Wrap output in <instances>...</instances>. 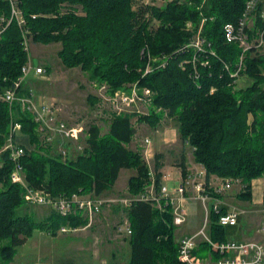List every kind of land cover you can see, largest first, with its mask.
<instances>
[{
	"label": "trees",
	"instance_id": "16d2710c",
	"mask_svg": "<svg viewBox=\"0 0 264 264\" xmlns=\"http://www.w3.org/2000/svg\"><path fill=\"white\" fill-rule=\"evenodd\" d=\"M246 1L173 0L161 8L133 9V0H18L31 43L60 44L57 55L63 67L89 74L109 93L134 84L151 93L147 115L109 110L105 133L91 124L80 152L66 140H47L33 115L18 103L10 107L0 101V146L9 136L13 121L21 124L16 139L24 137L29 144L21 143L27 185L53 196H104L114 188L120 171L128 169L134 175L127 181V196H149L151 186L158 196L162 156L154 155L151 172L140 149L129 148L135 135L132 118L137 117L151 129L164 119H172L180 141L191 148L193 161L203 167L206 183L212 176L239 181L235 197L251 200V182L264 177V54L255 50L245 53L242 75L250 83L235 89L236 79L231 74L241 48L226 42L223 34V26L239 19ZM9 18V4L0 0V92L13 86L28 61L22 33L15 21L7 24ZM203 18L202 36L216 56H199L186 47L194 35L186 30V22H192L196 31ZM205 60L207 66L202 65ZM147 66L151 70L144 75ZM25 82L20 89L22 96L31 89ZM88 101L95 105L99 98L89 95ZM60 147H71L65 160ZM176 166L185 179L188 167L183 152ZM12 167L8 153H2L0 264H10L17 248L36 229L55 235L63 225H83L51 210L37 220L24 201L20 185L10 180ZM208 192L213 198H222L211 188ZM122 211L131 231L127 264H183L178 260L172 207L166 200H160V208L153 201L134 200ZM227 211L222 205L219 213H210L209 237L214 242L227 241L228 227L217 224L218 216ZM202 245L207 244L199 248Z\"/></svg>",
	"mask_w": 264,
	"mask_h": 264
},
{
	"label": "built area",
	"instance_id": "2783aa9c",
	"mask_svg": "<svg viewBox=\"0 0 264 264\" xmlns=\"http://www.w3.org/2000/svg\"><path fill=\"white\" fill-rule=\"evenodd\" d=\"M9 4L10 18L7 21L9 24L12 20L16 22L19 27L25 50H28L31 40L28 38L26 30V22L22 12L18 6V0H5ZM143 1V0H142ZM168 3L173 0H144L145 5L154 6V2ZM138 3V2H137ZM151 3V4H148ZM158 7V6H157ZM3 20V19H2ZM199 28L194 32L189 44L186 47L193 48L199 56H216L201 33V28L205 18L202 19ZM187 31L191 30V24L188 23ZM255 33L256 38H252L251 34ZM223 34L226 42L235 43L241 48V55L235 71L231 74L236 82L244 75L242 72L245 70L243 60L245 53L249 50H257L264 46V0H247L244 4V9L235 23H227L223 27ZM196 55L194 56V60ZM207 61H203L202 65L207 66ZM183 65V64H181ZM228 69L227 66H225ZM151 70L150 66L146 67L144 75ZM34 72L36 76H43L45 70L40 66H33L30 60L22 67V75L14 82L11 88L0 92V101L6 102L10 107L15 103L21 105L22 110H26L34 117L35 122L39 124L41 132L47 131V140H51L54 136H60L62 140H66L72 146H75L76 151L80 152L84 146L86 132L83 127L68 128L63 119L58 117L60 108L55 103L41 101L37 102L36 96L32 89L28 93L20 94L22 84L27 79L28 75ZM213 91V89H212ZM99 100L102 105L107 104L110 110L124 114L135 113L138 115H145L148 113L149 98L151 93L144 87H138L136 84L127 86L123 90H116L109 93L104 84L98 86ZM142 106L144 111H141L138 106ZM139 108V110H138ZM58 114V115H57ZM21 129V124L18 122H11L9 136L6 140L4 152L8 153L9 160L12 162V171L10 173V180L12 183L20 185L23 190L24 199L28 205L47 207L52 212L61 217H68L70 220L82 221L83 225H63L57 231L61 234L76 233L91 228L105 205L110 203H118L119 206L128 208L134 200L153 201L158 208H160V200H166L172 207L173 224L177 227L182 226L186 221V204L188 201H198L204 211V223L193 234L184 236L179 239L178 246V260L183 264H262L264 262V245L260 242H214L209 237L210 227V213L211 211L219 213L222 201L218 198H213L208 192L211 188L213 193L224 195L227 191L233 188L234 183L240 190L239 181L232 182L228 179L218 180L219 185L212 187V180L206 183L205 171L201 165L199 168L192 165L188 167V175L185 179H181L179 184L171 190L167 185H162L159 195H154L153 186L149 189V196H117V199L105 198L103 196H94L92 194H79L74 193L70 196H53L50 193L42 190L31 188L27 185L23 165L21 164L22 156L25 149L16 141L15 134ZM53 136V137H52ZM146 147H143V155H149L151 142L148 138L143 141ZM71 146V147H72ZM70 147V148H71ZM70 148L65 149L60 147L59 153L63 160L67 159L70 153ZM151 153V152H150ZM146 158V157H145ZM208 184V186H206ZM190 192L191 195L187 196L186 193ZM211 205V206H210ZM240 210L232 207L225 214L218 216L217 224L221 227H233L237 225ZM262 230H264V220L262 222ZM119 232H126L130 235L131 231L129 223L126 221L118 227ZM206 243L210 248L209 254L205 258H197L194 252L199 249L200 244Z\"/></svg>",
	"mask_w": 264,
	"mask_h": 264
},
{
	"label": "rangeland",
	"instance_id": "374dc122",
	"mask_svg": "<svg viewBox=\"0 0 264 264\" xmlns=\"http://www.w3.org/2000/svg\"><path fill=\"white\" fill-rule=\"evenodd\" d=\"M178 1L180 3H185L188 2L189 0H178ZM151 2H154L155 5L154 6L145 5L144 0L143 1L133 0L132 6L133 9H137L139 6L142 7L158 6L157 8H161L166 4L164 2H155V1H151ZM202 21L203 20L200 21L199 26L202 23ZM188 23L191 24V30L195 32V27L190 21L186 22L185 28L187 27ZM199 26L197 27V29L199 28ZM201 33H202V28H201ZM251 37L256 38L257 36L255 35V33H252ZM29 43L30 45L27 50L28 60H30L33 66L35 67L40 66L44 69L47 68L48 70V73L44 72L43 76L40 77L36 76L34 72H31L28 75L27 79L31 82L32 85H34L31 88L34 90L36 94L37 102L40 103L41 101L45 100L46 102L55 103L56 105H58L59 106L58 108H60V114L57 115L58 117L61 116V118L66 123L68 128L74 126L75 127L81 126L84 128L85 132H87V129L91 124H96L100 127L101 132L105 133L108 127V122H109L108 118H110V111H109L110 109L108 108L109 106L107 104L103 106L101 100L97 101L95 105L90 104V102L88 101L89 95L91 96L93 95L97 97L99 96L98 84L95 81H92L89 74L83 73L78 68L66 69L65 67H63L57 55L58 51L60 50V44L52 43L49 45H42V44H33L31 42ZM255 52L264 54V46L259 48L258 51L255 50ZM249 82L250 80L246 76H242L236 82L235 89L245 88L249 85ZM138 107L140 108L141 111H144L142 106L139 105ZM144 114L147 115L146 112ZM11 115H13V112L11 113ZM132 122L135 127V135L133 141L129 145V148L133 150L140 149V152L142 153L145 162L148 164V167L152 172L154 167V155L158 153L155 152V150L153 149V144L151 143L150 150L148 151L149 155H146L145 158L143 155V150H144L143 147H146L145 144H143L144 139L148 138L151 141L152 139H156L157 141L159 136H164L171 141L174 134L176 133L175 129L177 127V124L172 119L170 120L164 119L160 122V125H158L154 129H151L147 123L145 122L140 123L137 120V117H133ZM156 130H159L158 134L154 133V131ZM17 132L19 133L20 130ZM46 133L50 134L49 132L44 131L42 132V135L45 137ZM7 138L8 137H6L5 139L7 140ZM21 138L22 137L17 138L16 141H18ZM60 139H61L60 136L53 137V140L56 142L59 141ZM6 140L4 144L0 146V155L4 153ZM170 141L162 149H160L162 150V154H163V159H161L160 162L161 164L163 163V166L166 165V162L167 165L173 166L176 158L179 157L181 152H183L186 158V166L191 168V166L194 165L197 168H199L198 166L199 164H196L193 161L192 150L189 146L183 145L180 139H178L177 137L175 143H170ZM166 152H167V156H166ZM165 158H166V162H165ZM133 175H134L133 170H128V169L121 170L119 177L114 185V188L111 190V192L106 193L103 197L117 199L118 198L117 196H127L126 193L127 181ZM177 185L173 187L171 186L170 187L171 190L174 191ZM218 185H219L218 180H212V187ZM238 187L239 186L236 183H234L233 188L230 191H227L226 194L222 195L220 201L225 202V200L234 197V195L238 192ZM186 195L190 196L191 193L188 192L186 193ZM23 198H24V194H23ZM190 202L191 203L194 202L193 204H196L195 202H197L199 207L198 209L192 208L188 214L187 205ZM191 203L189 205H191ZM26 205L29 206L30 211L33 213V215L36 217L37 220L44 218L49 213L50 210L47 207L31 206L28 204ZM186 210H187V214H186L185 223L187 222L188 226L190 224L195 225L197 223L198 216L199 218H201V215H202L201 226L203 225L204 211L202 209L201 204L198 201H193V200L188 201V203L186 204ZM103 211H108L111 212L112 214H115V219H109L107 222L108 225L104 227V231L101 229V233H104V235L101 240H98L99 241L98 245L99 246L105 245L108 239V232L115 231L117 234L120 235L119 243L121 245V246L119 245L120 247L117 248L116 253H118L119 256L121 255L124 256L125 259L124 261L126 260L128 261L127 258L129 257V247H127L128 250H125L126 248L125 246H128L129 235L126 232L118 231V227L126 221L127 217L125 213L122 211V207L119 206L118 203H110L108 205H105L104 208L101 209L99 215L103 213ZM183 225L176 227L174 234L177 233V237H178V233L181 232V230H183L182 229ZM57 233H58L57 236H52L49 235L46 230H40V229L34 230L31 237H29L26 240L25 244L17 248L16 254L11 264H50L52 262V259L53 261L57 260L59 256L62 257L60 259L59 264H68V261H66L67 259L64 258V247H66L67 238L64 237V235H62L61 233L59 232ZM228 235L229 234L227 230V236ZM115 240L118 239L115 238ZM122 242L123 243L125 242V244H123ZM178 242L179 239L177 240V243ZM99 249L103 250V248H99ZM208 250L211 251V248L208 245H202L199 248V250L194 252V255L197 258H205L208 256ZM107 251H108V246H107V250L105 247L103 252L106 253ZM23 254L26 255L25 258H23ZM39 260L41 261L39 262ZM118 263L122 264V262L120 261H118Z\"/></svg>",
	"mask_w": 264,
	"mask_h": 264
},
{
	"label": "crops",
	"instance_id": "0c3cea01",
	"mask_svg": "<svg viewBox=\"0 0 264 264\" xmlns=\"http://www.w3.org/2000/svg\"><path fill=\"white\" fill-rule=\"evenodd\" d=\"M25 86L26 88L29 89L34 85H32L31 82L27 79L25 82ZM175 130L176 133L174 134L171 141L168 140V138L159 135L157 141L156 139H152V141L149 139L150 142L153 144V149L155 150L156 153L162 156V159H163V154H162V150L160 149H162L169 141L170 143H175L176 137L179 139V136H177L178 135L177 127ZM158 131L159 130H156L154 131V133L158 134L159 133ZM22 141L28 147L29 144L25 141L24 137L20 139V143H22ZM180 155H182V152ZM166 156H167V152H166ZM179 157H177L176 160L179 159ZM176 160L174 162L175 166L167 165L166 158H165L166 165L163 166L162 163V169H164V170L160 169V172L162 174V185L173 187L179 183L181 178V171L179 167L176 166ZM211 180H219V179L216 178L215 176H212ZM251 189H252L251 190L252 195H251V200L249 201L235 199L236 197L234 195V197H232L231 199H227L225 200V202H222L223 203L222 205L226 206L228 208V211L232 207L240 210L237 225L227 228L229 234L227 236V241L229 240L236 242H260L264 245V230L261 229L262 222L264 220V177L254 179L251 182ZM193 203L194 202H192L191 205L189 204L187 205L188 214L192 208L198 209L199 207L197 202H195L196 204ZM109 219H115V214H112L111 212L108 211H103V213H101L98 216V219L92 228L77 233L62 234L64 235V237L67 238L66 247H64V258L67 259L66 261H68V264H119L118 261L122 262V264L128 263L127 260L124 261L125 260L124 256L122 255L119 256V254L116 253L117 248H119L121 245L119 243L120 235L117 234L115 231L112 230L113 232L111 231L108 232V239L105 245L103 246L98 245L99 243L98 240H101L104 235V233H101V229L104 231V227L108 225L107 222ZM201 224H202V215L201 218H199L198 216L197 223L195 225L190 224L188 226L186 222L183 225L184 228L182 227L183 230H181V232L178 233V237H177V233H175L176 240L184 236H188L195 233L201 227ZM57 235L58 233L52 236H57ZM115 238L118 240H115ZM123 244H125V242ZM107 246H108V251L105 253L103 252V250L105 247L107 250ZM125 247H126L125 250H128L127 249L128 246ZM99 248H103V250ZM208 254H209V250H208ZM25 257L26 255L23 254V258ZM61 258L62 257L59 256L57 260L53 261L52 259V262L50 264H59ZM40 261L41 260H39V262ZM262 264H264V262Z\"/></svg>",
	"mask_w": 264,
	"mask_h": 264
}]
</instances>
